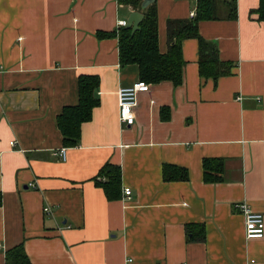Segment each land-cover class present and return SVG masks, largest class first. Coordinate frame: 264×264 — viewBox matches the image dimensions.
<instances>
[{"label":"crops","instance_id":"0c3cea01","mask_svg":"<svg viewBox=\"0 0 264 264\" xmlns=\"http://www.w3.org/2000/svg\"><path fill=\"white\" fill-rule=\"evenodd\" d=\"M153 1L164 52L167 20L189 19L196 0ZM258 5L236 0L235 20L198 24L232 64L229 76L201 80L198 42L186 39L182 83L148 84L127 127L116 94L140 81L138 67H121L117 38L96 34L135 10L117 0H0V264L20 244L30 264H264V237L247 240L233 208L264 215V22L250 16ZM88 75L99 78V103L78 144L64 147L57 118L78 104V78ZM205 159L223 161L220 182L204 180ZM106 165L120 169L116 200L96 184ZM165 165L186 169L187 181L164 182ZM188 225L204 227L203 242L188 241Z\"/></svg>","mask_w":264,"mask_h":264},{"label":"trees","instance_id":"16d2710c","mask_svg":"<svg viewBox=\"0 0 264 264\" xmlns=\"http://www.w3.org/2000/svg\"><path fill=\"white\" fill-rule=\"evenodd\" d=\"M143 0H117L120 5L130 6L133 10L143 14L139 30L131 34L130 29L118 27L112 33L98 32V39L117 38L119 64L121 67L136 65L139 80L146 84L170 82L177 87L182 83V69L185 64L182 57L181 44L186 39H195L198 42V72L201 80L212 79L231 74L232 64L219 59L216 45L204 40L198 33L200 21L235 20L236 0H196L195 15L189 19L167 20L166 41L164 52L158 48L157 17L154 1L145 9L141 8ZM256 15L257 20L264 22V0L250 12ZM99 86L97 76H79L77 81L78 104L65 107L57 118V127L62 136L64 147H74L79 142L80 129L83 123L91 119L92 110L99 101L95 93ZM165 108L161 109L160 117L168 120L169 114ZM204 180L208 183L220 182L219 173L223 171V161L208 160L202 162ZM212 169L213 174L209 173ZM120 169L106 165L95 179L107 200H116L120 196ZM164 182L187 181L188 173L184 168L165 165L162 167ZM196 229V230H194ZM187 239L190 242L204 241V227L188 225ZM5 264H30L22 245H18L5 252Z\"/></svg>","mask_w":264,"mask_h":264},{"label":"built area","instance_id":"2783aa9c","mask_svg":"<svg viewBox=\"0 0 264 264\" xmlns=\"http://www.w3.org/2000/svg\"><path fill=\"white\" fill-rule=\"evenodd\" d=\"M195 12L190 13V17H193ZM125 21H119L118 27H125ZM149 85L138 81L131 87L120 88L117 91V107H118V122L124 124L127 127H131L135 124V114L134 109L136 107V95L138 93L148 92ZM240 99V98H237ZM9 145L14 146L13 142ZM56 155L62 161L66 158V151L64 148L59 149ZM124 197L129 198L131 195V190L125 188L123 191ZM233 208L238 210L244 219V231L245 238L247 240L251 239H262L264 237V215L259 212L253 211L246 203H235ZM131 259L126 260V264H132Z\"/></svg>","mask_w":264,"mask_h":264},{"label":"water","instance_id":"95a60500","mask_svg":"<svg viewBox=\"0 0 264 264\" xmlns=\"http://www.w3.org/2000/svg\"><path fill=\"white\" fill-rule=\"evenodd\" d=\"M153 0H143L141 3V8L145 9ZM143 19V14L139 11H134L130 14L129 18L126 21V29H130L131 34H134L139 30V25Z\"/></svg>","mask_w":264,"mask_h":264}]
</instances>
